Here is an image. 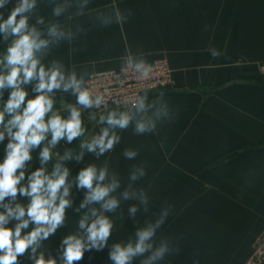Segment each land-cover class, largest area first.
<instances>
[{
  "label": "crops",
  "instance_id": "0c3cea01",
  "mask_svg": "<svg viewBox=\"0 0 264 264\" xmlns=\"http://www.w3.org/2000/svg\"><path fill=\"white\" fill-rule=\"evenodd\" d=\"M15 3L0 7V13L6 18ZM58 4L68 7L55 17ZM117 10L125 17L123 24L116 23ZM38 17L45 20L36 25L42 39L53 23L72 33L71 40L50 45L43 56L46 64L59 60L86 79L92 71L119 68L130 51L134 59L147 61L165 56L174 79L170 88L143 93L152 105L146 117L156 121L155 132L137 135L133 124L120 133L113 151L99 158L85 151L80 162L75 155L83 136L70 144L61 141L53 150L59 156L46 164V172L57 162L69 168L72 207L56 235L43 242L46 258L57 255L61 239L77 231L83 214L99 209L93 203L77 211L86 189L78 188L75 178L94 163L107 167L106 183L113 176L119 182L112 195L120 207L104 213L115 224L108 247L86 251L78 264H111V245L134 241L136 229L154 223L165 210L153 244L165 243L169 251L154 264H240L264 226V79L257 71L264 61V0H37L30 23ZM5 47L0 34V51ZM212 50L220 55L213 57ZM61 96L74 101L58 93V107L64 106ZM112 108L117 107L106 109ZM100 112L84 113L89 133L103 127L96 123ZM125 148L136 149L138 156L126 159ZM66 151L73 157L60 160ZM3 156L0 144V161ZM40 166L34 159L30 170ZM141 166L147 174L132 181L130 173ZM126 189L136 195L125 200ZM141 190L147 205L140 202ZM133 204L138 206L135 216L128 212Z\"/></svg>",
  "mask_w": 264,
  "mask_h": 264
},
{
  "label": "clouds",
  "instance_id": "9594fccd",
  "mask_svg": "<svg viewBox=\"0 0 264 264\" xmlns=\"http://www.w3.org/2000/svg\"><path fill=\"white\" fill-rule=\"evenodd\" d=\"M10 2L0 0V7ZM67 7V4L54 6L53 15L60 17ZM36 8L37 0H16L6 18L0 13V34L6 44L0 51V128L4 129L0 131L4 152L0 161V264H21V257L30 264H78L86 251L108 247L115 224L104 213L115 212L120 207V199L112 195L119 182L113 176L106 183L107 167H97L94 163L79 171L75 184L86 192L77 211L93 203L100 207L83 214L78 220L77 231L61 239L57 255L48 254L46 258L45 252L41 251L43 242L56 235L65 223L66 210L72 207L69 168L57 162L50 174L46 172V164L54 155L59 156V152L53 150L61 141L70 144L83 136L85 139L79 143L76 161H82L85 151L99 158L120 144V133L131 125L134 124L137 135L153 133L157 125L155 120L146 117L152 107L147 103L146 95L127 110L106 109L105 97L93 95L84 75L78 74L74 67L66 68L59 60L51 61L50 65L44 63L43 56L48 54L50 45L64 38L71 40L72 33L66 34L53 23L47 29L48 38L42 39L36 25L44 24V18L38 17L35 24L30 23ZM124 21L125 17L117 10L116 23L123 24ZM219 55L218 51L212 50L213 57ZM126 68L144 78L152 72V65L146 59H134L130 51L121 70ZM5 90H8L6 100ZM58 93L68 94L74 101L68 102L61 96L64 106L58 107ZM102 108L105 111L100 112L96 123L103 127L89 133L84 113ZM89 116L95 119L90 112ZM138 154L136 149L123 150V156L128 160H134ZM72 157L73 152L66 151L60 160ZM34 159H38L41 166L32 171L30 166ZM146 174L142 166L137 167L130 173V179L136 181ZM135 195L128 189L122 193L125 200ZM139 199L142 204H148L143 190ZM137 211L135 204L128 208L132 216ZM167 215L165 210L154 223L137 228L134 241L113 243L109 251L111 264H133L145 253L150 254L141 264L162 260L169 251L168 246L161 243L154 248L153 238Z\"/></svg>",
  "mask_w": 264,
  "mask_h": 264
},
{
  "label": "built area",
  "instance_id": "2783aa9c",
  "mask_svg": "<svg viewBox=\"0 0 264 264\" xmlns=\"http://www.w3.org/2000/svg\"><path fill=\"white\" fill-rule=\"evenodd\" d=\"M152 65V72L144 78L131 70L124 68V63L119 68H106L92 71L87 75V86L93 95H102L107 104L105 108H130L143 93L147 91L163 90L173 86L172 70L165 56L159 55L148 61ZM258 72L264 79V61L257 66ZM102 108L101 110L105 109ZM101 110L91 109L94 113ZM240 264H264V226L252 243L251 252Z\"/></svg>",
  "mask_w": 264,
  "mask_h": 264
},
{
  "label": "water",
  "instance_id": "95a60500",
  "mask_svg": "<svg viewBox=\"0 0 264 264\" xmlns=\"http://www.w3.org/2000/svg\"><path fill=\"white\" fill-rule=\"evenodd\" d=\"M4 129L0 128V131H3Z\"/></svg>",
  "mask_w": 264,
  "mask_h": 264
}]
</instances>
